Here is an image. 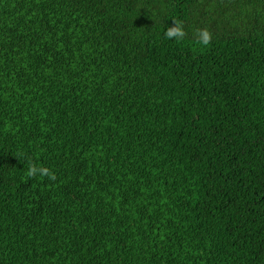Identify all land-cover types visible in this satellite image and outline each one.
Segmentation results:
<instances>
[{
  "label": "trees",
  "instance_id": "trees-1",
  "mask_svg": "<svg viewBox=\"0 0 264 264\" xmlns=\"http://www.w3.org/2000/svg\"><path fill=\"white\" fill-rule=\"evenodd\" d=\"M0 264H264V0H0Z\"/></svg>",
  "mask_w": 264,
  "mask_h": 264
},
{
  "label": "clouds",
  "instance_id": "clouds-1",
  "mask_svg": "<svg viewBox=\"0 0 264 264\" xmlns=\"http://www.w3.org/2000/svg\"><path fill=\"white\" fill-rule=\"evenodd\" d=\"M168 35H169L170 37L173 36V35H176L177 37H179V36H182L183 33H182V31H181L179 28H177V29H175L174 31H173V30H170L169 33H168ZM208 40H209V36H208L207 33H205V34L203 35V43L207 44V43H208ZM33 171H36V170L33 169ZM30 174H31V173H30Z\"/></svg>",
  "mask_w": 264,
  "mask_h": 264
}]
</instances>
